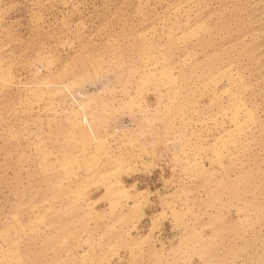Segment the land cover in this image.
I'll use <instances>...</instances> for the list:
<instances>
[{
    "label": "rangeland",
    "instance_id": "rangeland-1",
    "mask_svg": "<svg viewBox=\"0 0 264 264\" xmlns=\"http://www.w3.org/2000/svg\"><path fill=\"white\" fill-rule=\"evenodd\" d=\"M0 264H264V0H0Z\"/></svg>",
    "mask_w": 264,
    "mask_h": 264
}]
</instances>
